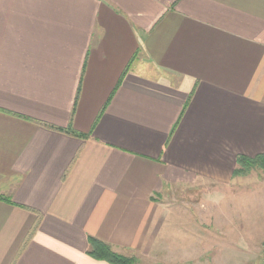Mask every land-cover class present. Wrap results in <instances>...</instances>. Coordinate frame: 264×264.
<instances>
[{
	"label": "crops",
	"instance_id": "crops-1",
	"mask_svg": "<svg viewBox=\"0 0 264 264\" xmlns=\"http://www.w3.org/2000/svg\"><path fill=\"white\" fill-rule=\"evenodd\" d=\"M262 154L264 0H0V264H237L158 198Z\"/></svg>",
	"mask_w": 264,
	"mask_h": 264
},
{
	"label": "rangeland",
	"instance_id": "rangeland-1",
	"mask_svg": "<svg viewBox=\"0 0 264 264\" xmlns=\"http://www.w3.org/2000/svg\"><path fill=\"white\" fill-rule=\"evenodd\" d=\"M226 187L197 180L196 183L190 182L165 191L158 201L170 209L171 214L186 218L192 227L198 226L197 233L204 237L213 236L217 243L207 245L214 246V254L219 250L224 257L237 264L260 262L264 257V170L255 168L245 178L237 179ZM228 218L237 224L228 226L223 223ZM216 219L220 220L219 224L215 222ZM203 256L208 257L207 254ZM170 261L154 262L184 264V261H191L189 264H198L200 259ZM202 262L207 264V258Z\"/></svg>",
	"mask_w": 264,
	"mask_h": 264
},
{
	"label": "trees",
	"instance_id": "trees-1",
	"mask_svg": "<svg viewBox=\"0 0 264 264\" xmlns=\"http://www.w3.org/2000/svg\"><path fill=\"white\" fill-rule=\"evenodd\" d=\"M52 130L62 132L73 137L85 140L89 136L76 132L72 129H62L55 126L43 124ZM255 168H262L264 170V154L256 156L255 158H249L239 156L237 158V169L234 172L235 177L248 176L251 170ZM88 255L95 260L104 261L109 264H136L137 260L134 257H130L124 253H121L118 249L110 244L102 242L95 238H89Z\"/></svg>",
	"mask_w": 264,
	"mask_h": 264
}]
</instances>
